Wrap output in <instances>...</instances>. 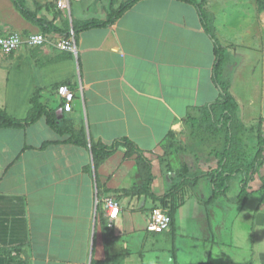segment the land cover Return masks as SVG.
Returning a JSON list of instances; mask_svg holds the SVG:
<instances>
[{
    "label": "crops",
    "instance_id": "1",
    "mask_svg": "<svg viewBox=\"0 0 264 264\" xmlns=\"http://www.w3.org/2000/svg\"><path fill=\"white\" fill-rule=\"evenodd\" d=\"M19 1L64 31L49 33L97 25L79 28L74 54L22 46L6 62L0 107L21 120L35 99L81 143L53 130L43 112L24 127L0 129V247L20 249L14 260L0 255V264H264V144L263 165L248 183L254 194L242 203L239 175L233 190L212 201L207 177L161 200L182 180L176 170L193 175L204 167L190 142L168 159V134L182 145L186 116L199 118L222 102V87L241 122L264 141L263 1L135 0L109 23L110 11L129 0H69L65 10L54 0ZM198 5L223 51L217 74ZM0 28L44 31L14 0H0ZM61 84L74 93L67 112ZM121 138L149 161L150 191L159 200L143 192L146 171L136 153L121 144L99 149ZM105 197L119 206L114 219L105 217ZM154 209L172 218L163 232L149 227Z\"/></svg>",
    "mask_w": 264,
    "mask_h": 264
},
{
    "label": "trees",
    "instance_id": "2",
    "mask_svg": "<svg viewBox=\"0 0 264 264\" xmlns=\"http://www.w3.org/2000/svg\"><path fill=\"white\" fill-rule=\"evenodd\" d=\"M135 0H129L123 5H121L117 10H111L109 13V18L106 21V23H109L114 20L117 16H119L126 8H128ZM186 1H191L194 2V0H186ZM16 7L18 8L19 12L22 14L23 17H26L27 19L34 21L42 26H44V31L45 33L49 32H56V33H64L61 30H58L56 27L52 26L50 22H47L46 20L37 18L34 13H32L29 9H27L19 0H14ZM199 10V14L203 23V26L205 29L209 32V34L212 36V28H211V23L210 20L208 21L205 13L201 10L200 6H197ZM105 23V24H106ZM97 25L96 23H88L85 24L84 26L75 28L73 26L72 30L74 32V36L76 32L84 27L88 26H94ZM68 32V31H67ZM66 34V33H65ZM213 38V45H214V55L216 58V62L214 64V74H217L218 70L221 67V64L223 62V51L221 46L219 45L218 41L212 36ZM221 94L223 101L211 105L209 108L204 110L202 114H205L202 117L203 119L208 118L209 124L207 127L202 129V123H201V117L196 118L193 116H186L185 118V123L188 126V130H184L186 133V137L189 139V142L194 145L197 141H194L196 138V134L198 130L200 131V141L202 139L203 134L206 132L204 131H209L212 132L213 136H216L219 132L223 133L224 137V142L225 146L220 153H216L218 157V162L216 168L210 169L206 172H202L200 174H193L189 178L188 176L185 175L187 172L186 168L183 167L181 168L180 172L178 173L179 176H181L182 180L173 183L169 190L164 194V197L162 199H166L170 195H172L180 185L183 183H190L194 184L198 178L200 177H207L210 183V188H211V194L208 198V201H212L215 199L218 195H224L226 194L227 190L229 189L230 186V181L235 177V176H240V183H239V192L238 195L236 196V202L237 203H242L244 200L247 198L251 197L254 192H249L247 190L248 188V183L251 179V176L253 173H255L261 166L263 165L262 163V151H263V144L264 141L259 133V131H256V147L255 151L252 155V157L245 163H242L239 161L238 157H235V152L233 151V146H234V140H233V121H232V114L226 109L227 105H230L232 108H234L228 100V96L226 95L224 91V88H221ZM215 106H221L222 108V113L220 114L219 118L217 120H214L213 115H214V107ZM44 113L46 121L48 125L55 131L60 132V133H68L69 134V140L74 142V143H81V140L77 138L71 131L68 129L59 126L56 115L49 111L48 109H44L41 105H39L36 100L34 99L32 102V108L28 114V116L24 119H15L11 116H9L1 107H0V129L3 128H19V127H24L38 119L41 113ZM184 126V125H183ZM183 131V132H184ZM174 134V133H173ZM175 136V134H174ZM168 137L171 138L173 137L172 133L168 134ZM117 144H121L124 147L127 148L128 151H131L133 153H136L137 155V161L146 171V176L144 179V187H143V192L145 194H148L152 199L154 200H159L153 196V194L150 191V182H151V173H150V163L149 161L141 154L139 149L135 148L132 144L131 141H129L126 138H121L119 140L114 141L110 146H101L99 147L100 150L104 152H112ZM93 148H95L94 145H92ZM262 192L264 191V185L260 189ZM170 215V214H169ZM171 217V216H170ZM172 222V218H171ZM170 222V224H171ZM19 251V250H18ZM16 251V254L18 253Z\"/></svg>",
    "mask_w": 264,
    "mask_h": 264
},
{
    "label": "rangeland",
    "instance_id": "3",
    "mask_svg": "<svg viewBox=\"0 0 264 264\" xmlns=\"http://www.w3.org/2000/svg\"><path fill=\"white\" fill-rule=\"evenodd\" d=\"M263 4H264V0ZM212 3V1H211ZM11 54V53H10ZM10 54H5V56H0V106L2 107L5 104V81H6V73H5V66H6V62L7 60L10 58ZM9 81V79H8ZM6 105V104H5ZM4 107V106H3ZM2 107V108H3ZM226 109H228V111L232 114V121H233V140H234V146H233V151L235 152V157L239 158V161L242 163L247 162L253 155L254 151H255V141H256V132H255V127L254 126H246L245 124H243L240 120V118L238 117V114H236V110L235 108H232L230 105H227ZM222 108L221 106H215L214 107V115L213 118L214 120H217L220 116V114L222 113ZM205 114H200V119H201V123H202V129L207 127V125L209 124L208 122V118L203 119L202 117ZM188 126L187 124H184V126L182 127V130H188ZM206 132L205 134H203L202 139L200 141V131L198 130L197 134H196V138L198 139H194V141H197L196 143H194L193 148L195 149L194 153L197 154V160L198 161H202V165H204V167H202L203 171L200 172H205L204 170H208L212 167V163L205 165V163L212 161L213 163L216 162V160L218 159L217 155H215L216 153H220L222 152L224 146H225V142H224V137H223V133L219 132L216 136L212 135V132L209 131H204ZM183 144H179L177 143V141L174 138H169L168 140V148L167 150H165L163 153L165 154V156L168 157V159L174 155V157L180 153V151H182V147H186L189 139L184 135L182 137ZM191 144V143H189ZM188 149V148H186ZM190 150V149H188ZM187 151L186 155L189 156L190 159H193V154H191L190 151ZM207 154V155H206ZM214 154V155H213ZM210 156L209 159H207ZM213 156H215V158H213ZM166 157V158H167ZM194 160V159H193ZM196 160V159H195ZM200 170V169H199ZM180 168L178 170H176V172H180ZM199 172V173H200ZM194 174V173H193ZM186 176H188V178L191 176L190 174H188L187 172L185 173ZM236 181H232L230 184V190H233V188L235 186H237ZM147 245V244H146ZM146 248V246H145ZM20 249H18V247H12V248H1L0 247V255L4 256L7 259L10 260H14L17 257L16 251H18Z\"/></svg>",
    "mask_w": 264,
    "mask_h": 264
},
{
    "label": "built area",
    "instance_id": "4",
    "mask_svg": "<svg viewBox=\"0 0 264 264\" xmlns=\"http://www.w3.org/2000/svg\"><path fill=\"white\" fill-rule=\"evenodd\" d=\"M54 7L58 10H65L69 7V0H54ZM52 46L60 51L75 53L76 46L74 40V32L68 30L66 34L56 33H28L21 34L16 31L5 32L0 28V54H10L22 46L30 48L43 45ZM58 94L62 98V110L67 112L71 108V102L74 97L73 91L65 84H61L57 88ZM99 199L95 197V205L97 206ZM107 219H114L119 213L117 202L111 197H105L102 202ZM171 217L162 209H154L150 215L149 227L153 232H163L170 226Z\"/></svg>",
    "mask_w": 264,
    "mask_h": 264
},
{
    "label": "clouds",
    "instance_id": "5",
    "mask_svg": "<svg viewBox=\"0 0 264 264\" xmlns=\"http://www.w3.org/2000/svg\"><path fill=\"white\" fill-rule=\"evenodd\" d=\"M243 36V33L240 32V33H237L236 36L234 37L237 41L240 40Z\"/></svg>",
    "mask_w": 264,
    "mask_h": 264
}]
</instances>
